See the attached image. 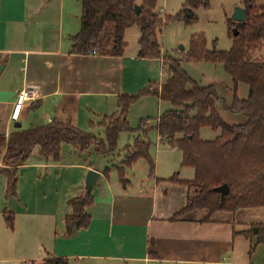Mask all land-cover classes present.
I'll list each match as a JSON object with an SVG mask.
<instances>
[{"label": "crops", "instance_id": "crops-1", "mask_svg": "<svg viewBox=\"0 0 264 264\" xmlns=\"http://www.w3.org/2000/svg\"><path fill=\"white\" fill-rule=\"evenodd\" d=\"M142 2L135 0L140 7ZM81 17L77 0H0V66H5L0 76V132L7 139L36 122H70L82 132L105 139L102 122L121 112V96H137L165 83L163 58L139 57L138 26L131 49L125 38L133 26L125 32L121 56L72 54V38L81 30ZM31 87L37 96L13 121L18 94ZM142 98L156 99L157 108L162 103L155 96ZM116 153L100 155L94 148L80 152L63 143L58 161L43 160L36 148L26 162H19L18 151L4 146L0 152V264L41 262L48 256L66 258L69 264H237L235 247L246 239L236 235L232 222L202 223L194 215L191 220L170 221L187 205L190 189L182 182L193 180L192 169V179L190 175L180 178L179 173L178 182L171 180L176 173L160 178L154 168L152 174L143 159L120 172L111 166L123 162L126 151L115 157ZM91 170L99 178L91 189L92 204L85 208L89 227L68 235L66 218L73 214L69 203L85 196ZM12 171L16 172L13 195L7 194ZM40 195L57 201L49 205L44 198L45 206L38 209ZM9 236L12 245L7 243ZM254 244L249 241V249ZM11 251L18 257H3Z\"/></svg>", "mask_w": 264, "mask_h": 264}, {"label": "trees", "instance_id": "trees-1", "mask_svg": "<svg viewBox=\"0 0 264 264\" xmlns=\"http://www.w3.org/2000/svg\"><path fill=\"white\" fill-rule=\"evenodd\" d=\"M82 6L81 30L72 38V54L88 55L96 51L99 55L121 56L126 43L125 32L138 26L141 58L161 57L158 31L161 33L163 21L155 13L157 0H143L141 13L136 14L135 0H77ZM256 0H245L246 21L237 23L238 36L228 52L207 50L206 40L193 38L186 59L167 56V78L159 90L149 88L137 96H121L118 115L105 117L102 126L105 139L85 133L70 122L44 125L34 123L26 130L18 131L7 139L0 132V152L3 147L18 151L17 160L26 162L37 148L43 160L58 161L63 143L73 146L80 152L95 149L100 155L117 150L119 136L132 132L127 121L132 105L140 97L155 96L161 102H168L172 109L158 119L157 132L160 143L177 149L182 154V168L192 169L194 179L182 182L196 194L188 199L187 205L176 213L170 221L191 220L197 211L206 210L207 217L200 222H209L217 213H232L240 210L264 208V62H252L250 53L262 48L264 44V6L257 8ZM209 0H185L177 20L187 25L197 21L194 11L207 9ZM167 22H165L166 24ZM236 23V22H235ZM182 61L223 64L226 74L233 83V103L225 112L245 117L244 124L229 125L218 112L221 100L213 85L202 87L184 71ZM165 63V62H164ZM240 84L247 85V100H240L237 89ZM149 120H143L137 132L140 136L132 147L125 149L122 162L125 168L132 167L139 159L145 160L154 173V161L149 154L151 143L146 139ZM209 128L219 132L213 141H204L201 130ZM122 172V171H120ZM16 172L9 177L7 194L15 193ZM122 174V173H121ZM172 181H179L174 176ZM228 185L230 194L221 200L213 189ZM91 191L85 196L72 200L69 205L73 214L66 218L67 234L89 227L90 218L85 208L92 204ZM244 238L254 245L250 246L248 256L256 248L264 245V223L253 224ZM28 264H69L66 258L48 256L41 262Z\"/></svg>", "mask_w": 264, "mask_h": 264}, {"label": "rangeland", "instance_id": "rangeland-1", "mask_svg": "<svg viewBox=\"0 0 264 264\" xmlns=\"http://www.w3.org/2000/svg\"><path fill=\"white\" fill-rule=\"evenodd\" d=\"M137 1L141 2L142 0ZM244 3L245 0H209L210 5L207 9L199 8L194 11L197 21L194 24L187 25L182 20L176 19L185 4V0H157L155 12L161 15L160 18L163 21L161 28L162 32L159 33L158 31V39L161 47L160 58L164 59L165 57V59H167V56H171L180 60L186 59L193 38H200L199 44L201 45H203L202 40H206L205 48L207 50H213V48H215L217 51L221 52L230 51L234 40L233 30H238L237 23H235L231 17L236 8H244ZM255 5L257 8L264 6V0H256ZM165 22L167 23L165 24ZM137 28L138 27L133 26L126 33L125 40L130 49L136 44V38L138 37V32H136V30H138ZM250 59L252 62H264V44L262 48L250 53ZM164 62L163 70L161 71L163 74L165 73V75H167L168 67L166 64L168 62L166 60H164ZM182 67L188 76L202 87H208L210 85L215 87L221 100L218 106V112L227 124L237 125L246 122L244 116L231 115L224 110V103L227 106H231L233 103V83L226 74L223 64L214 65L205 62L182 61ZM159 88L160 86L153 87L151 91L159 90ZM248 95V86L240 84L237 89L238 98L240 100H247ZM156 103V99L147 101L142 98L130 108L127 121L133 131L120 134L115 157L123 152L128 144H134L135 140L139 137V133L137 132L138 127L143 120H149V131L145 137L151 143L149 150L151 157H153L155 161V174L160 178H169L172 177L174 173H176L175 176L180 173V178H185V176L190 175L192 179V171L181 167L180 152L164 147L157 141V132L155 129L157 118L166 111L172 109V106L168 102H162L159 108H157ZM218 134L219 132H215L209 128L201 130V138L204 141H213ZM93 155L99 159L96 153H93ZM95 160L96 159H93V161ZM112 167L119 171L125 169L122 162H116L111 168ZM195 194V189L191 188L189 197L193 198ZM44 198L45 203L49 205L57 201L54 200L51 195L47 197L40 195V199L36 200L38 209H42V207L45 206L42 202ZM46 208L47 207H45V209ZM194 217L203 220L207 217V211H197L194 213ZM211 218L232 222L236 227V235L244 238L245 232L249 230L251 225L264 223V208L240 210L235 212V214L224 212L217 213ZM12 240L10 236L7 238L8 245H12L14 241ZM248 250L249 241H239L235 247V263H264V245H260L255 250L253 258L247 255ZM3 257L11 259L12 257L18 256H16V254L13 255L11 251L8 254H4Z\"/></svg>", "mask_w": 264, "mask_h": 264}, {"label": "water", "instance_id": "water-1", "mask_svg": "<svg viewBox=\"0 0 264 264\" xmlns=\"http://www.w3.org/2000/svg\"><path fill=\"white\" fill-rule=\"evenodd\" d=\"M135 11H136V14L139 15L141 13V7L136 5ZM231 18L236 23H243L246 21L247 12L244 8H236ZM233 34L235 37H237L239 34L238 30L234 29ZM4 67H5L4 65L0 66V76L4 70ZM98 178H99V174L97 172L92 171V170L88 172L86 180H85V188L87 192L91 191L93 186L96 184ZM213 192L219 194L221 197V200H223L225 197H227L230 194V188L228 185L224 184L220 187L213 189Z\"/></svg>", "mask_w": 264, "mask_h": 264}, {"label": "built area", "instance_id": "built-area-1", "mask_svg": "<svg viewBox=\"0 0 264 264\" xmlns=\"http://www.w3.org/2000/svg\"><path fill=\"white\" fill-rule=\"evenodd\" d=\"M92 55H97L96 51L92 52ZM37 96L35 88H25L17 96L15 107L11 119L13 121L18 120L21 110L24 108L27 102L35 99Z\"/></svg>", "mask_w": 264, "mask_h": 264}]
</instances>
